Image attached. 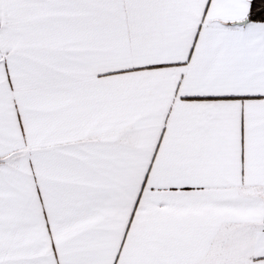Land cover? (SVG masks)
Instances as JSON below:
<instances>
[{
	"label": "snow or ice",
	"instance_id": "1",
	"mask_svg": "<svg viewBox=\"0 0 264 264\" xmlns=\"http://www.w3.org/2000/svg\"><path fill=\"white\" fill-rule=\"evenodd\" d=\"M0 264H264V0H0Z\"/></svg>",
	"mask_w": 264,
	"mask_h": 264
}]
</instances>
